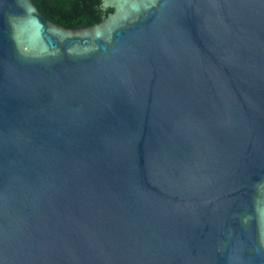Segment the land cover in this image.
I'll return each mask as SVG.
<instances>
[{"label": "water", "instance_id": "obj_1", "mask_svg": "<svg viewBox=\"0 0 264 264\" xmlns=\"http://www.w3.org/2000/svg\"><path fill=\"white\" fill-rule=\"evenodd\" d=\"M100 1L0 0V264H264V0Z\"/></svg>", "mask_w": 264, "mask_h": 264}, {"label": "trees", "instance_id": "obj_2", "mask_svg": "<svg viewBox=\"0 0 264 264\" xmlns=\"http://www.w3.org/2000/svg\"><path fill=\"white\" fill-rule=\"evenodd\" d=\"M39 11L48 19L67 28L87 27L99 23L103 10L100 0H33Z\"/></svg>", "mask_w": 264, "mask_h": 264}]
</instances>
